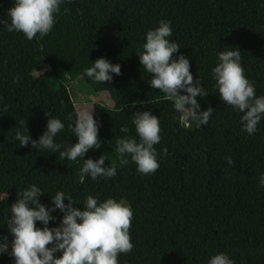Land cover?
I'll list each match as a JSON object with an SVG mask.
<instances>
[{"label":"trees","instance_id":"1","mask_svg":"<svg viewBox=\"0 0 264 264\" xmlns=\"http://www.w3.org/2000/svg\"><path fill=\"white\" fill-rule=\"evenodd\" d=\"M14 4L0 0V21L11 22L7 10ZM161 20L170 22L168 39L181 47L174 58H189L194 80L201 79L208 93L197 97L199 111L214 109L207 125L182 123L174 101L151 88V74L140 64L136 53ZM238 49L245 77L264 96V0H63L49 34L32 40L0 23V238L8 237L9 252L10 206L18 192L35 185L47 207L57 192L71 196L80 210L88 196L126 202L133 211L134 248L120 254L118 264H208L220 253L234 264H264V116L254 134L243 131V114L224 104L211 74L219 52ZM99 58L119 64L122 74L101 84L88 78L85 69ZM80 77L88 89L107 90L122 101L115 107L94 103L101 147L84 157L106 155L104 166L116 164L117 174L95 181L85 176L83 183L82 158L61 160L58 152L23 147L15 139L17 130L26 133L21 121L35 140L54 118L65 125L54 137L60 151L77 143L72 127L78 111L69 84ZM136 111L159 118V168L149 175L116 152L118 139L138 140ZM51 215L48 227H57L63 213ZM36 227L44 225L37 221ZM0 264H14V258L0 253Z\"/></svg>","mask_w":264,"mask_h":264},{"label":"clouds","instance_id":"2","mask_svg":"<svg viewBox=\"0 0 264 264\" xmlns=\"http://www.w3.org/2000/svg\"><path fill=\"white\" fill-rule=\"evenodd\" d=\"M63 0H15L14 6L7 10L8 21H0L8 32H22L28 40L39 34L42 39L49 34L55 24V14L60 11ZM172 35L170 22L161 20L158 27L146 33V42L142 51L136 54L143 69L151 74L150 86L162 92L169 100L174 101V108L181 113L182 123L195 122L197 127L207 125L214 109L199 111L197 97H206L208 93L202 86L201 79L194 80L190 71V61L185 55L174 58L181 48L179 44L168 39ZM121 75V66L112 64L105 58L93 62V66L85 69L88 78L96 83L110 82L111 74ZM212 77L218 94L224 104L239 111L242 130L249 135L257 131V125L264 116V96H257L255 86L244 75L241 66V52L226 50L218 53V63L212 69ZM185 94H181V93ZM132 123L135 126L136 138L117 140L116 152L121 157H130L137 165V171L142 175L155 173L159 168L157 152L154 145L161 140L159 118L149 111H136ZM25 131L17 130L15 139L20 146L51 153H59L61 160L76 161L83 159L79 169L80 182L85 176L92 180L99 177L112 178L117 174V165L110 163L106 155L97 160L84 159L93 149L101 147L98 136L99 125L94 119L93 111L84 108L77 112L72 132L78 142L60 151L61 145L55 143L54 137L65 125L59 119L49 118L46 131L38 138L32 139L28 134L25 122L21 121ZM121 132L128 133L127 127ZM168 154L167 148L162 150ZM231 166V157L225 158ZM127 164V159H122ZM260 186L264 187V175L260 177ZM45 193L35 185L18 192L16 201L11 204V215L6 222L12 236L9 252L8 237L0 238V253H8L14 258V264H118L120 254L130 253L134 245L131 242L129 230L133 218L131 207L123 200L117 202L108 198L104 202L92 196L86 197L83 210L74 207L76 204L71 196L57 192L51 197L52 207L40 202ZM65 199L68 203L65 204ZM63 213L57 227L49 228L48 224L55 217L52 212ZM44 227H36V222ZM60 253L59 257L55 254ZM208 264H234L223 253L210 258Z\"/></svg>","mask_w":264,"mask_h":264},{"label":"rangeland","instance_id":"3","mask_svg":"<svg viewBox=\"0 0 264 264\" xmlns=\"http://www.w3.org/2000/svg\"><path fill=\"white\" fill-rule=\"evenodd\" d=\"M46 67L43 66L36 70V73H41ZM72 92V97L76 101L77 111L87 108L89 111H94V103L100 102L109 107H115L122 104L120 96L114 97L113 93L107 90L96 91L88 89L83 78H78L69 84Z\"/></svg>","mask_w":264,"mask_h":264}]
</instances>
